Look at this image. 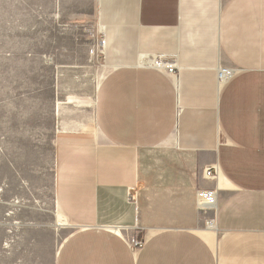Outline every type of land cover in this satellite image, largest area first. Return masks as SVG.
Segmentation results:
<instances>
[{
	"label": "crops",
	"instance_id": "0c3cea01",
	"mask_svg": "<svg viewBox=\"0 0 264 264\" xmlns=\"http://www.w3.org/2000/svg\"><path fill=\"white\" fill-rule=\"evenodd\" d=\"M97 8V134L55 146L54 197L74 230L54 264H264V0ZM219 67L233 70L223 85ZM200 189L216 194L214 231L196 230Z\"/></svg>",
	"mask_w": 264,
	"mask_h": 264
},
{
	"label": "rangeland",
	"instance_id": "374dc122",
	"mask_svg": "<svg viewBox=\"0 0 264 264\" xmlns=\"http://www.w3.org/2000/svg\"><path fill=\"white\" fill-rule=\"evenodd\" d=\"M97 7L0 0V264H54L74 230L56 205L54 150L69 131L97 134L95 101L107 71ZM212 216L202 212L196 230Z\"/></svg>",
	"mask_w": 264,
	"mask_h": 264
},
{
	"label": "built area",
	"instance_id": "2783aa9c",
	"mask_svg": "<svg viewBox=\"0 0 264 264\" xmlns=\"http://www.w3.org/2000/svg\"><path fill=\"white\" fill-rule=\"evenodd\" d=\"M103 45H104V35H103V31H101L100 33V37L98 38V46L100 47L101 51L103 50ZM153 67L155 68H159V69H163L165 70L166 72L168 73H174L175 72V64L171 61H165L161 58H154L152 60V64H151ZM233 75V70L230 69V68H227V67H219L217 69V81H218V85H223L225 84ZM204 176L206 178H209V179H215L216 176H217V173H216V168L214 166L212 167H207L205 170H204ZM207 192V190H203V189H200L197 191V194H196V202H197V205L199 207V209H201V206L200 204H203V202H200V197H202L203 195H205ZM129 194L131 195V193L129 192ZM204 211V210H203ZM116 231H120V228H117ZM143 244V241L138 239V238H132L131 240V246L136 249V248H139L141 247Z\"/></svg>",
	"mask_w": 264,
	"mask_h": 264
},
{
	"label": "bare ground",
	"instance_id": "6f19581e",
	"mask_svg": "<svg viewBox=\"0 0 264 264\" xmlns=\"http://www.w3.org/2000/svg\"><path fill=\"white\" fill-rule=\"evenodd\" d=\"M104 35V33H103ZM105 47V40H104V45H103V49ZM200 202H203V204H200L201 209L205 210L206 207L208 208H215L216 207V194L215 193H206L205 195H203L202 197H200ZM206 204L208 206H206ZM215 230V223L214 220H208L206 222V226H205V230L204 231H214Z\"/></svg>",
	"mask_w": 264,
	"mask_h": 264
}]
</instances>
